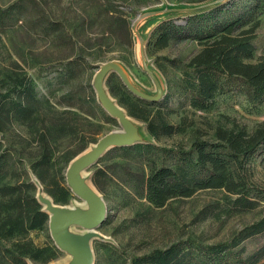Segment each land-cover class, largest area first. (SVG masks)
I'll use <instances>...</instances> for the list:
<instances>
[{
    "label": "rangeland",
    "instance_id": "obj_1",
    "mask_svg": "<svg viewBox=\"0 0 264 264\" xmlns=\"http://www.w3.org/2000/svg\"><path fill=\"white\" fill-rule=\"evenodd\" d=\"M225 1L0 0V70L25 74L32 80L36 96L48 100V104L42 106L43 112L53 120L63 123L75 119L84 124V118L87 117L99 126V137L120 131L118 121L105 112L112 120L103 119L98 109L82 105L78 97L71 103L62 102L59 97L69 90L81 91L85 83L91 84L100 64L107 61H115L139 92L159 95L162 105L174 111L170 115L172 123L178 124L183 117L191 120L195 128L205 133L201 134L204 140L211 139L210 126L216 121L226 126L233 122L250 131L264 120V97L256 101L248 100L238 82H229L224 91L214 97L208 110L190 107L192 91L188 86L189 82H193L194 73L193 69L185 65L200 48L197 40L175 38L169 41L167 47L153 51V30L160 22L173 20L183 25L192 11ZM256 3L257 0H239L230 10L223 11L219 19L228 21L237 16L252 14L247 26L254 27L253 59L264 62V11L255 10ZM147 50H152V54L147 55ZM105 81L110 82L114 90L111 94L105 86L109 96L124 110L122 100L126 90L119 77L110 73L105 76ZM133 124L141 142L165 148L168 154L164 153L160 159L165 165H170L177 158L175 152H170L175 144L189 148V128L183 133L162 137L155 142L147 134L143 123L133 119ZM5 129L6 135H0L3 148H16L15 136L25 133V128L12 122L6 123ZM67 144V141L57 142L53 146L54 154L58 155L57 152ZM93 144L90 143L84 151ZM17 161L19 159L16 154L11 156L9 153L8 174L12 176V170L19 171L21 179L34 184L32 193L35 196L41 188L43 194L50 198L31 171L28 161L21 159L20 164ZM98 165L110 174L111 180L103 194L96 190L106 204V217L95 229L96 237L90 241L93 264H129L128 248L123 246L129 239L133 244L143 238L151 246L161 247L194 233L207 243L224 241L228 244L232 236L245 225L264 217V193H258V190L264 188L262 149H258L246 164L250 182L256 187L250 193L256 206L239 213L230 212L231 197H226L223 192L200 190L188 198L173 200L164 208L145 212L144 204L141 208L143 216L135 218L134 213L138 208L132 204V198L137 196L140 199V195L127 182V172L142 173L146 170L142 159L125 157L115 152L102 155ZM92 172L91 167L82 173L91 185ZM61 174L64 177L65 169ZM10 176L6 180L13 183L14 179ZM216 200L224 203L225 207L204 208L207 203ZM64 205L85 208L84 202L73 194ZM202 208L204 211L198 213ZM226 208L229 211L223 212ZM70 231L75 234L84 232L78 226L70 227ZM28 237L36 246L53 243L48 226L31 231ZM263 245L264 232H261L244 239L233 250L243 248L240 256L244 257ZM9 247L7 240L0 241V262L9 260L10 253L6 251ZM233 256H226L225 260L231 261ZM69 260L70 256L59 250V254L48 264H66ZM263 262L264 259L258 264ZM28 264L33 263L28 261Z\"/></svg>",
    "mask_w": 264,
    "mask_h": 264
},
{
    "label": "trees",
    "instance_id": "obj_2",
    "mask_svg": "<svg viewBox=\"0 0 264 264\" xmlns=\"http://www.w3.org/2000/svg\"><path fill=\"white\" fill-rule=\"evenodd\" d=\"M238 1L226 0L194 10L183 25L165 20L153 30V51L167 47L169 41L175 38L198 41L199 50L185 65L194 73V83L189 82L188 86L192 91L189 105L193 109L208 110L214 97L232 81L239 83L248 100L256 101L264 97V62L253 59L254 27L247 26L252 14L228 21L219 19L223 11L230 10ZM254 9L264 11V0H257ZM145 52L152 54V50ZM105 86L111 94L114 93L110 82L105 81ZM81 89L61 94L60 101L71 103L78 97L82 105L98 109L103 119L111 121L97 103L91 84L85 83ZM125 90L122 100L125 112L143 123L147 134L155 142L162 137L183 133L188 128L191 135L189 148L185 149L177 143L170 149L177 155L170 165L160 161L161 155L168 154L165 148L152 143L137 142L130 146L112 147L104 153L120 152L125 157H138L144 163L146 170L142 173L127 172V182L143 200L140 201L137 196L132 198V204L138 208L135 218L143 216L141 208L144 204L145 212L160 209L173 200L188 198L200 190L221 191L226 197H231L230 212L254 209L256 201L250 198V193L256 187L250 182L246 164L258 149L264 152V120L250 131L233 122L226 126L216 121L210 126L211 139L204 140L201 134L205 133L195 128L191 120L183 117L178 124L172 123L170 115L174 111L162 105L161 97L156 101H147ZM45 104L48 100L36 96L32 80L25 74L0 70V135H6V123L16 122L25 128V133L15 136L16 148L5 149L0 141V241L7 240L10 244L6 250L10 253L9 260L0 264H28V261L48 264L59 254L54 243L36 246L28 237L31 231L47 227L48 214L32 193L34 184L21 179L17 170H12V176L8 174L9 153L11 156L16 154L19 161L27 160L53 202L64 205L72 194L61 171L66 170L69 162L90 143H95L101 134L99 126L87 117L84 124L75 119L56 122L43 112ZM73 115L76 116L75 113ZM66 141L68 144L55 155L53 146ZM73 141L74 144H71ZM99 161L100 158L92 166L90 180L93 187L103 194L111 176L98 165ZM9 176L13 177V183L6 180ZM258 191L260 195L264 193V188ZM221 206L225 207V204L216 200L207 203L204 208ZM204 208L198 213H202ZM261 232H264V217L245 225L228 244L224 241L207 243L199 235L191 233L161 247L151 246L143 238L133 244L129 239L123 246L128 248L129 264H258L264 259V245L244 257L240 256L243 248L233 249L244 239ZM229 255H234L232 260H225Z\"/></svg>",
    "mask_w": 264,
    "mask_h": 264
},
{
    "label": "water",
    "instance_id": "obj_3",
    "mask_svg": "<svg viewBox=\"0 0 264 264\" xmlns=\"http://www.w3.org/2000/svg\"><path fill=\"white\" fill-rule=\"evenodd\" d=\"M110 72L115 73L125 88L136 97L147 101H156L160 98L159 95L152 96L139 92L132 86L124 71L115 61L100 64L93 75L91 87L97 103L108 116L118 121L121 129L99 137L87 151L72 159L65 170L67 188L71 194L84 202L85 208H71L55 204L51 198L42 196L41 188L35 196L42 210L48 214L47 226L54 245L58 250L70 256L66 264H93L94 257L90 241L96 237L95 229L103 223L106 217V204L103 198L91 184L86 182L82 173L91 168L108 149L141 142L136 136L133 119L112 100L106 90L105 76ZM72 226H78L84 232L72 233L70 231Z\"/></svg>",
    "mask_w": 264,
    "mask_h": 264
},
{
    "label": "bare ground",
    "instance_id": "obj_4",
    "mask_svg": "<svg viewBox=\"0 0 264 264\" xmlns=\"http://www.w3.org/2000/svg\"><path fill=\"white\" fill-rule=\"evenodd\" d=\"M138 44H139V43H138ZM42 196H43V197H45V195H44V194H42Z\"/></svg>",
    "mask_w": 264,
    "mask_h": 264
}]
</instances>
